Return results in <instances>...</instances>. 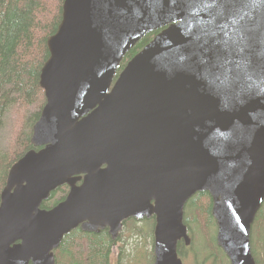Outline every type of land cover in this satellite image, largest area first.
<instances>
[{"label":"water","instance_id":"95a60500","mask_svg":"<svg viewBox=\"0 0 264 264\" xmlns=\"http://www.w3.org/2000/svg\"><path fill=\"white\" fill-rule=\"evenodd\" d=\"M46 46L33 149L0 192V264H56L54 251L78 226L115 236L123 219L150 216L154 264H182L184 206L196 192L211 198L230 264H256L264 0H63ZM63 185L65 198L42 208Z\"/></svg>","mask_w":264,"mask_h":264},{"label":"trees","instance_id":"16d2710c","mask_svg":"<svg viewBox=\"0 0 264 264\" xmlns=\"http://www.w3.org/2000/svg\"><path fill=\"white\" fill-rule=\"evenodd\" d=\"M62 4L63 0H53L52 5L49 0H0V92L4 95L0 97V126L9 106L21 111L25 105L30 106L37 100L43 101L41 109L44 106L45 96L39 86V74L49 56L46 41L55 33L61 20ZM157 32L145 35L126 53L116 76ZM41 109L26 117L22 115L24 119L20 125L25 130L20 131L12 149L0 152V192L10 167L33 148L30 143L32 126ZM66 192V186L58 187L41 207L49 209L62 201ZM214 222L209 194L196 192L184 206L183 223L193 235L190 244L193 249L187 250V254L191 253L193 257L195 254L198 257L205 255L212 260L211 264H229L216 243ZM251 251L256 263L264 264V204L257 212L252 227ZM177 253L182 255L178 244ZM54 256L56 264H108L107 237L103 233H88L76 228L63 236Z\"/></svg>","mask_w":264,"mask_h":264},{"label":"flooded vegetation","instance_id":"af4514ba","mask_svg":"<svg viewBox=\"0 0 264 264\" xmlns=\"http://www.w3.org/2000/svg\"><path fill=\"white\" fill-rule=\"evenodd\" d=\"M80 183V182H79ZM78 183V184H79ZM66 186V185H63ZM67 187L68 193L69 187ZM65 198V197H64ZM215 221V220H214ZM215 223V222H214ZM154 227H155V217H128L121 221V228L113 236L110 233V228L105 226L98 232H88V233H103L107 237V244H109V262L108 264H154ZM215 228V239L217 234V225L214 224ZM80 229V226L77 227ZM81 230V229H80ZM188 234L191 237L190 243L185 244L184 240H179L178 245L181 246L182 255L178 254L181 259L182 264H204V261H194L188 262L191 253L187 254L189 246L193 241V235L187 229ZM147 246H146V245ZM113 254L115 258L113 259ZM141 254L143 256H141ZM192 258H194L192 256ZM230 264V262H229Z\"/></svg>","mask_w":264,"mask_h":264},{"label":"rangeland","instance_id":"374dc122","mask_svg":"<svg viewBox=\"0 0 264 264\" xmlns=\"http://www.w3.org/2000/svg\"><path fill=\"white\" fill-rule=\"evenodd\" d=\"M49 4L52 5L53 0H49ZM6 88L8 89L7 86H6ZM4 91H6V90L4 89ZM1 96H4L2 92H0V97ZM31 98H32V95L28 100H30ZM42 103H43V101H38V100L34 101V103H32L30 106L25 105L21 111H17L13 106L8 107V109L5 111V115H4V118H3L1 126H0V152L6 153L16 145V139H17L20 131L25 130L24 128H22L24 126L22 124L20 125L21 121L28 114H30V113L32 114V113L40 110ZM22 115L24 117H22ZM25 127H27V125ZM263 204H264V202L262 203V205ZM262 205H261V207H262ZM254 222H255V220H254ZM254 222H253V224H254ZM253 224H252V227H253ZM250 238L252 239V228H251ZM251 239H250V241H251ZM188 248H189V250L193 249L192 245ZM141 256H143V255L141 254ZM112 257L114 259L115 254H113ZM196 260L197 261H205L204 264H211L212 263V260L209 258H206L205 255L198 257L196 254L194 255V259L192 258V254H191L190 258L187 261L188 262H194Z\"/></svg>","mask_w":264,"mask_h":264},{"label":"snow or ice","instance_id":"6c2138e0","mask_svg":"<svg viewBox=\"0 0 264 264\" xmlns=\"http://www.w3.org/2000/svg\"><path fill=\"white\" fill-rule=\"evenodd\" d=\"M239 21L238 20H234L233 23H238Z\"/></svg>","mask_w":264,"mask_h":264}]
</instances>
